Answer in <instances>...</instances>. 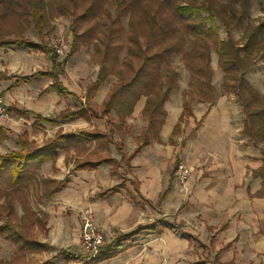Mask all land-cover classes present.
Listing matches in <instances>:
<instances>
[{
	"label": "crops",
	"instance_id": "0c3cea01",
	"mask_svg": "<svg viewBox=\"0 0 264 264\" xmlns=\"http://www.w3.org/2000/svg\"><path fill=\"white\" fill-rule=\"evenodd\" d=\"M69 41L72 42L71 39ZM26 48L24 49L23 46L22 48L18 46L0 48V72L22 76L37 70L52 69L53 61L51 58L50 61L47 60V53L50 52ZM83 50L84 47H81L73 54L69 51L72 55L71 63L69 61L68 64L66 60V69L65 62L63 63L64 71L59 74V77L64 87L68 89L63 94L55 88L43 91L52 84L53 78L39 74L28 80L17 81L16 76L0 79V95L4 97L6 106L32 110L48 117L57 116L67 108L87 106L88 101L100 106L118 77L114 73L109 74L91 98L86 100L87 86L96 79L100 63L93 60L90 54L95 76L92 81L85 84V87L75 83V80L81 79L79 71L74 70L72 74H69L67 70L68 65L74 64L78 69L82 67V63L77 62V58ZM57 57L60 56L57 55ZM250 71L246 73L247 79H249ZM69 75H73L72 83L68 82ZM249 83H251L250 79ZM251 84L255 88L253 83ZM175 92L173 88L164 103L166 118L158 128L157 135L149 133V140L132 158L127 156L138 146L141 134L149 125L148 117L143 114V108L147 102L146 95H142L132 112L124 116H120L115 109H112L107 116L100 115L91 119L71 116L67 119L61 118L58 122L47 123L54 126L53 136H55L59 130L62 133H78L82 129L98 128L101 131L110 132L107 119H112L118 125L117 129L111 132L112 143L107 146L102 143L103 148L98 153L110 154L120 161L119 168L114 172L113 163L108 162L94 170L75 169L76 159L83 160V158L91 157L92 147L96 144L95 139H83L78 145L69 146L67 150L57 148V157L54 160L47 159L42 168L49 177L67 178V181L57 192L47 197L48 208L52 210L53 206L64 208L72 204L78 208V213H81L85 207L92 205L90 202L83 203V206L78 205L85 194L84 191L90 189L91 185H94L92 189L102 185L100 199L106 200V197L113 196L119 200L121 197L124 198V206L121 208H110L106 214L101 212V219L106 225L102 221L101 224L106 231L114 230L115 225L123 226L133 223L134 227L129 231L138 226L153 225L152 228H144L127 240L125 234L129 231L123 235V239L131 243L130 245L140 244V241L146 240L144 246L136 244V246L125 248L117 239L116 242H120V252L114 257L103 258L100 261L90 259L87 264H168L169 260H162L153 255L149 256L152 258L150 261L143 260L139 252L142 247L144 251L147 245V249L154 247L153 234L157 232L158 225L173 230L175 223L190 230L189 233L182 235L181 245L184 247L194 239L193 241L209 244L208 252L218 253L221 264H264V196L256 195L263 184L261 175H253V170L264 163V142L256 145L242 133L245 112L242 105L234 104L226 93V95L218 94L212 106L202 100L197 106L191 103L192 115L185 116L179 132H174V127L182 116L185 102L183 91L179 95ZM9 112L11 117L14 114L20 119L27 118L13 111ZM31 115L29 114L28 117ZM0 119L4 120L0 122L1 124L10 121V118L8 121ZM200 120L201 124L196 129L195 123ZM185 125L195 126V130L185 135ZM179 159H186L191 167L192 174L186 189H182L169 179V169ZM124 167H130V174L136 176L137 180L132 181V185L138 196L152 208L158 197L159 202H162V208L157 209L162 212V215L172 219V222L168 223L164 221L166 219L156 216L157 209L145 207L139 211L131 210L129 200L135 206H138V202L126 181ZM52 169L57 171L53 172ZM122 182H125V188L107 192L109 188ZM100 205L96 204V208ZM117 209L120 211H116ZM110 214L114 215L110 216ZM143 215L149 216L150 221L142 223ZM78 217L79 214L48 216L49 227L42 240L53 246L50 248L59 251H51V254L45 255L44 260L50 259V264L82 263L81 257L67 258L59 249L63 248L78 254V249L75 250L76 252L73 250L80 245L81 234L78 228L81 221ZM156 221L157 224H155ZM138 247L139 249H136ZM183 264H190V261L184 260Z\"/></svg>",
	"mask_w": 264,
	"mask_h": 264
},
{
	"label": "rangeland",
	"instance_id": "374dc122",
	"mask_svg": "<svg viewBox=\"0 0 264 264\" xmlns=\"http://www.w3.org/2000/svg\"><path fill=\"white\" fill-rule=\"evenodd\" d=\"M30 1L33 0H4L2 3H0V34L8 35L9 37H13L16 34H23L34 41L42 43L50 52L47 53V60L50 61V50L54 49L53 45L55 42H57V39H73V31L71 26L74 24L78 34L80 33L79 40L77 39V45L81 44V47H84V50L81 51V54L78 56V58L76 57L78 60L77 62L82 63V67L78 69L73 64L68 65L67 70L69 74H72L74 70L79 71L81 79L78 81L75 80V83L80 87H85L87 82L93 80L95 74L92 59L98 61V58L103 55L104 51L106 52L105 59L107 69L112 67L115 59L119 62L120 65L118 64V66L116 65L113 67V72L109 73H114L116 75V70L122 67V62L126 58L127 60L130 58L134 61V63L138 64V62L142 60L143 55H148L152 52L154 53L159 47H157L153 42H155L156 39H160V41L157 40L160 43L165 41L161 43L162 47L166 45H174L175 47V51H172L168 57H170L175 71H177L179 74L177 79L178 87L175 88L176 95L181 94L182 91H191V94L188 96V98L191 100V103L195 104L196 106L199 104L200 95L198 93H194L196 92V85L192 71L187 66V56L185 55L188 52L203 50V46L206 44L203 40H199L198 42L194 43L193 40L196 34L183 27L184 19L177 11H175V5L180 1L45 0V5L42 9V29H39V27L35 25L33 18H31ZM218 1H221V5L231 4L230 0ZM199 2H201V0ZM232 2L235 6H237L236 8L238 9V6H240V1L235 0ZM13 8L17 9V13H12L11 10ZM6 9L7 12L5 14ZM247 10L248 14L241 24L242 26L240 25L238 27L232 28L231 34H228L227 28L225 26H223L220 22L218 23L220 26V36L223 39H227L229 35H231L234 40L245 42V39L242 38L245 29L247 30L248 28H253L260 23L264 24V0H251L250 7ZM151 18H153L155 22L153 27V22L150 23ZM130 21L133 22V27H130L131 30L128 27ZM164 27L169 29L168 38L166 40H164L163 36L160 34V28ZM259 37L261 36L259 35ZM82 38L85 39V41L82 40ZM146 45H148V48H146ZM263 46L264 41L262 44L257 43L256 47L261 48L259 50L253 48V51L250 52L252 54V58L257 56V59L252 67V70L248 74L251 83H253L255 86L254 89L262 96H264ZM128 47L129 51L131 52L138 51V49L144 47L146 52L145 54H142V56L134 57L135 54L131 56L130 53H127ZM19 48H22V46ZM23 48L27 49L24 46ZM69 51L65 56L58 57L59 60H65V69L67 63L69 64L70 58L72 57ZM243 52L245 53L244 50ZM210 55V63L212 68H214L212 82L215 84L218 94H225L221 86L224 72L223 69L217 65L219 56L212 48L210 50ZM66 60H68L67 63ZM39 67L42 68L41 66ZM124 69L126 70V67L123 68V71ZM72 76L73 75L68 76V82H73ZM226 94L234 104L241 105L233 92H226ZM233 100L238 103H235ZM12 115V117L10 115L9 122H3L4 124H1L6 135V137L0 142L1 153H8L14 149L19 150L21 147L19 137L24 131H27L28 138L34 142L35 147H39L53 138V132L55 129L52 124L42 123L35 126L33 123L36 119L33 115H31V117H25L26 119H20L14 114ZM5 120L8 121V119ZM1 121L4 120L0 119V122ZM136 121L138 120L136 119ZM196 124L197 122L195 125ZM194 127L195 126L192 127L191 125H185L184 134L186 135L187 133L195 130ZM101 148H103L102 143H96L94 147H92L91 156H93L95 151H100ZM97 156L98 155H96V157ZM45 161L46 160L43 161L39 169L33 172L32 179L26 184L11 183L9 170L4 171V173L0 175V224H4L6 221H9L16 226L22 224L26 226L28 225L32 231V234L35 235L42 243L45 242L42 240V237L47 234L49 227L48 216H70L71 214H79L78 218H81V213H78V208L72 204L64 208H58V206L56 208L53 206L52 210L48 208L49 206L47 203V197L50 196L46 194L45 186L43 184V179L49 177L48 173L45 172V169L43 170L42 168ZM176 163L177 161L173 163V167L169 169V179L182 189H186L187 182L185 185H182L175 179L174 171L176 168ZM55 168L56 167L54 166V169ZM123 170L125 171L124 174H126L125 178L127 179L126 181L129 184V188L132 189L133 194L137 197L138 206H135L134 203L129 200L131 210L139 211L143 210V208L145 209V207L146 209L162 208V202H159L158 197L154 201V208L150 207V205L148 206L147 202L143 198H140L138 193L133 188L132 181L134 182V180L137 179L135 175L130 174V167H124ZM52 171L56 172L57 169L55 171L52 169ZM87 179L89 180L90 178ZM93 187L94 185H91L90 189H86L84 191L85 194L79 201L78 205L83 206V203L85 204V202H90L93 206H89L94 209L95 217L98 219L99 226H102L101 223L103 221L101 219V212H105L106 214V212H109L110 208H121L124 206V198L121 197V200H119L113 196L112 198L106 197V200H102V198L100 199L99 193L101 192L100 189H102L103 186L99 185L98 188L92 189ZM162 191L163 190H161V192ZM93 202L101 205L96 208L98 205L96 206V204ZM104 203H108L111 206H105ZM116 211L120 210L117 209ZM112 215L114 214H110V216ZM155 215L166 219L163 220L168 223L173 221L167 216L162 215V212H160L158 209L157 214L155 213ZM148 218L149 216L143 215L141 222H149L150 220ZM80 221L81 222L78 231L81 232L82 219H80ZM111 224L113 223L111 222ZM133 227V223L131 225L129 224L123 226L115 225L113 228L114 230L111 229L107 231L103 227L105 238L101 254L115 250V248H117V239L125 248L129 246H136L138 243L130 245L131 243L129 244L128 241L123 239L124 233ZM8 231L11 235L12 232L10 231L9 227L5 226L2 232H0V264H32L43 261L45 255L51 254V251H59L58 249L45 246H35L32 249H25L26 251H23L15 243L7 239L8 236H6V234ZM156 231L157 232L153 234V238H155L153 240L154 247L147 249V245L145 246L146 248H144V251H142V247L141 251L139 252V255H142L143 257V260L147 259L150 261L152 258L149 256L153 255L158 256L162 260H169L168 264H183L184 260L187 262L190 261V264H221L219 263L218 253L213 254L212 252H208L210 247L207 243H201L196 240L193 241V239L190 240V243L185 247L181 245V241H183L182 235L189 233L190 230L181 227L178 223H175L173 230L158 225ZM145 243L146 240L140 241V244L138 245L144 246ZM78 246L74 247L73 250L75 251L78 249L77 253L82 254L80 259L82 262L81 264H87L90 259H88L83 253L84 249L82 248L81 238L80 245ZM136 249H139V247ZM184 253H186V255H184Z\"/></svg>",
	"mask_w": 264,
	"mask_h": 264
},
{
	"label": "trees",
	"instance_id": "16d2710c",
	"mask_svg": "<svg viewBox=\"0 0 264 264\" xmlns=\"http://www.w3.org/2000/svg\"><path fill=\"white\" fill-rule=\"evenodd\" d=\"M4 0H0L2 3ZM180 1V2H179ZM177 0L175 5V11H177L181 17L184 19V25L187 30L194 32L195 38L194 43L199 40L205 41V46L203 50H196L186 53V61L188 68L192 71L196 92L200 96V100L208 102L210 106L215 103L216 97L218 95L217 88L212 82V76L214 69L211 66V48L219 56L218 65L223 69V81L222 88L224 92H233L236 95V98L240 102L245 112L244 118V128L242 133L249 137V141L254 144H260L264 142V96L260 95L249 83V80L246 77V73L252 69L256 61V57L252 58L250 52L253 51V48L259 50L261 47H256L257 43L262 44L264 41V24L260 23L259 25L248 28L244 30L242 38L243 41H236L232 38L231 35L226 38L220 36V22L223 26L227 28L228 34H231V29L240 26L245 17L248 14V8L250 7L251 0H239L240 6L237 9L232 1L231 4H222L218 0ZM31 3V18L36 26L39 29H42L43 22V6L45 5V0H33ZM12 13H17V9L13 8ZM7 9L5 11V14ZM178 20V19H177ZM218 21V22H217ZM152 27L154 26V19L151 18L150 23ZM133 22H129V29L132 28ZM242 26V25H241ZM73 31V39L71 42L70 53L73 54L77 52L82 46L77 45V39L79 40L80 33L76 31L74 24L71 26ZM160 34L163 36V39L168 38L169 29L160 28ZM131 30V29H130ZM262 34V35H261ZM259 35L261 37H259ZM85 41V39L82 38ZM160 39H156L153 42L157 47L155 52L148 55H143L142 60L138 64L134 63L132 59L127 58L122 62V67L116 70L115 73L118 76V79L115 83L111 85L110 92L107 97L104 99L103 103L99 106L88 101L87 106L77 107L75 109L67 108V110L62 111L57 116L48 117L44 116L41 113H35L32 110L28 109H19L14 106H9V110L13 111L19 116L28 117L29 114L34 115L35 126L42 123H53L60 121L61 118H68L71 116L85 117L91 119L96 116H107L112 109H115L120 116L129 114L132 112L136 103L142 95H146V105L143 108V114L146 115L149 119V125L146 131L141 134L138 146L134 151L129 154L127 157L132 158L135 154L140 152L142 146L149 140V133L157 135L158 128L165 121L166 110L164 109V103L168 98L170 91L173 88L178 87L177 79L179 74L175 71L170 57L168 55L175 51L174 45H166L162 47L161 43L158 42ZM157 41V43H156ZM8 46H24L33 50H44L49 52L46 46L38 41H34L31 38L23 34H16L13 37L8 35L0 34V48H7ZM148 48V45H146ZM179 48V47H177ZM176 48V49H177ZM264 48V46H263ZM245 51V53L243 52ZM51 61H53L51 70H37L32 74L16 76V75H7L4 72H0V79H8L10 77H17L19 80H28L31 77L43 75L46 77L53 78L52 84L48 85L43 91L47 89H58L60 93L66 92V89L60 80L59 74L64 71L63 63L65 60H58L57 53L54 49H51ZM249 51V52H248ZM146 49L142 47L138 51L131 52L129 47L127 53H130L134 57L142 56L145 54ZM264 53V50H263ZM94 57V55H93ZM106 52H103V55L98 58L100 63V68L98 70V75L96 79L87 86L86 100H89L92 94L95 92L97 87L108 77L110 72H113V67L118 66L119 62L114 61L112 67L107 69L106 67ZM120 65V64H119ZM126 67V70L123 68ZM127 71V72H126ZM132 71V72H131ZM185 102L180 117L179 122L174 127V132H179V127L183 122L185 116L192 115V105L191 100L188 96L191 94V91H183ZM201 124V120L197 122L196 129ZM107 125L110 132H104L98 128L91 130L82 129L78 133H62L61 130L56 132V135L53 136L50 141L47 143L35 147L34 142L28 138L27 131L21 133L19 137L20 149L11 150L8 153L0 152V175L4 171H10L11 183L13 184H26L29 180L32 179L33 172L40 168L44 160L52 159L54 160L58 153L57 148L68 149L69 146L78 145L83 139H95L96 143L101 142L107 146L109 143H112L111 132H114L117 129L118 125L112 121V119H107ZM6 137L3 127L0 123V142ZM103 145V144H102ZM79 148V147H78ZM77 148V150H78ZM79 151V150H78ZM99 150L95 151L93 156L83 158V160H77L75 169H96L99 165L103 163H113V172L116 171L120 166V161L110 154L98 153ZM96 155H98L96 157ZM125 156V155H124ZM123 156V157H124ZM94 157V158H93ZM253 175L262 176V188L258 191V194L264 196V163L258 167V169L253 170ZM67 178L57 179L52 177H46L43 179V184L45 186L46 194L51 196L57 192L61 187L66 183ZM120 188H125V182L114 185L112 188H109L108 191H118ZM158 222L156 221L155 224ZM9 227L12 234L10 235L9 231L6 234L7 239L15 243L20 249L26 251L25 249H32L35 246H45L53 247L46 242H40L38 238L32 234V231L28 225H19L16 226L9 221H6L4 224H0V232L3 228ZM153 225L146 224L143 226H138L135 229L129 231L125 234V239H129L138 233L144 228H152ZM118 246L115 250L102 253L101 256L95 258V260L100 261L103 258L114 257L118 252H120V242L117 243ZM64 253L67 258H79L82 254L71 253L66 249L59 248ZM94 260V259H92ZM32 264H50V259L43 260L41 262H36Z\"/></svg>",
	"mask_w": 264,
	"mask_h": 264
},
{
	"label": "built area",
	"instance_id": "2783aa9c",
	"mask_svg": "<svg viewBox=\"0 0 264 264\" xmlns=\"http://www.w3.org/2000/svg\"><path fill=\"white\" fill-rule=\"evenodd\" d=\"M54 51L59 56H65L71 47V42L68 38L57 39L54 43ZM0 118L9 119L10 112L6 106L5 99L0 95ZM175 179L182 185L188 182L192 172L186 159H179L175 168ZM82 229H81V244L84 249L83 253L88 259H95L101 255L102 246L104 243L105 233L103 227L98 223L95 217L94 209L91 206L85 207L81 212Z\"/></svg>",
	"mask_w": 264,
	"mask_h": 264
}]
</instances>
